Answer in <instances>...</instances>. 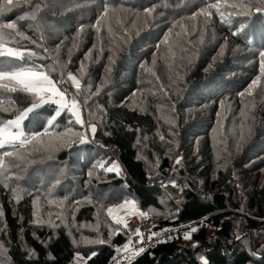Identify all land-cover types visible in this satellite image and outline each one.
Here are the masks:
<instances>
[{"label": "trees", "instance_id": "16d2710c", "mask_svg": "<svg viewBox=\"0 0 264 264\" xmlns=\"http://www.w3.org/2000/svg\"><path fill=\"white\" fill-rule=\"evenodd\" d=\"M107 2L110 10L97 24L105 0H42L41 8H50L41 27L21 21L28 39L6 44L37 53V68L55 79L63 75L75 94L67 74L76 76L82 103L101 91L84 107L83 128L66 110L57 115L60 106L53 104L43 106L31 129L42 131L55 117V136L72 120V131L86 133L87 143L68 134L53 153L36 151L43 146L35 142L0 149L21 157L9 169L13 179L0 176V264H110L130 234L107 211L128 198L147 211L154 231L183 234L121 264H264V79L251 95H239L259 75L264 13L231 15L236 10L225 6L224 22L215 9L211 20L193 18L209 0ZM147 8H155L151 16ZM33 10L21 0L3 22ZM17 95L0 89V121L14 118ZM89 123L97 126L94 137ZM101 162L118 164L121 175L105 172ZM158 179L175 184L181 199L172 202L152 186ZM205 218L221 226L214 238L199 227Z\"/></svg>", "mask_w": 264, "mask_h": 264}, {"label": "snow or ice", "instance_id": "6c2138e0", "mask_svg": "<svg viewBox=\"0 0 264 264\" xmlns=\"http://www.w3.org/2000/svg\"><path fill=\"white\" fill-rule=\"evenodd\" d=\"M42 0H24V3L30 5L34 8L33 11L26 12L24 15H20L18 20L12 22H3V18L6 14L13 12L14 9H18L21 7V0H0V58H8L3 64H0V81H6L7 83H0V89L3 90L4 93H15L18 94L14 101L12 102V107L15 108L16 105H19V108L16 109V114H14V118L8 119L6 122L0 121V149L11 148L18 149L24 148L26 145L32 144L33 142L37 144H41L42 149H35L36 151L44 150L49 153H53L59 150V147L63 146V143H57V141H63L64 137L68 134L72 136L78 137V141L80 144L87 143L89 141V137L84 132H73L72 124L73 121L69 120L66 125L65 132H58L53 136L51 129L55 127L54 121L55 117L46 120L47 126L43 127L42 131H32V126L36 125L38 121L41 120V113L45 111L43 106L45 105H59V109H56L57 115L64 112L65 110L72 117H74V123L80 125L82 128L85 126V121L82 119L80 114L81 105L78 103L77 97L81 95L80 92V81L76 76L71 73L67 74V80L71 81L73 86L78 90L74 95L68 91L67 88L61 89V86L65 83L63 75L59 79L53 78L50 74H45L44 71H41L37 68L36 61L33 59L37 56L35 52H25L19 50L14 47H7V42L11 40H15V37L19 36L23 39H28L27 36L24 35V32L21 29L24 28L23 24H20L21 21H32L36 22L35 27L39 29L41 27L40 21L43 19V15L46 10H49L50 5L45 4L44 8H41ZM72 2H76V0H72ZM227 6L236 11H234L231 15L238 16H251L254 13H264V0H234L232 3H227L226 5H222L219 0L217 2L212 3L207 2L206 6L201 8L200 11L194 14L203 15L211 20L212 11L211 9H215L216 13L220 15L222 21L228 22V18L225 17L223 8ZM110 10L107 0H105V8L101 13V17L98 18L97 24L100 23V19L103 18L104 15ZM116 11L117 9H111ZM254 10V12H253ZM145 13L149 16L153 14L155 8H147L144 10ZM33 27L32 24H28V28L31 29ZM175 27V24L173 25ZM183 27V25H181ZM245 26L241 24V30H243ZM10 30V31H8ZM83 29H81L82 31ZM99 30V29H97ZM171 33V29L169 33L165 35L163 44L168 43V36ZM187 34V32H185ZM237 31H233V35H238ZM8 38L6 40L5 38ZM19 43V41H16ZM201 42H203V36H201ZM39 47V45H38ZM159 47V45H158ZM224 48L222 47L220 50V54L223 55ZM89 56H86L85 59H89ZM259 75H257L248 87L244 90V92L239 93L241 97L245 95H251L253 90L261 84L262 79H264V51L259 53ZM43 59V57H41ZM63 67V66H61ZM211 68V65H209ZM54 70V69H53ZM81 74L84 72V65H81ZM101 89L98 88L94 93L88 95L84 98L83 107L87 108L88 101L92 99L93 95H99ZM19 94H25L21 98ZM66 97H68L66 99ZM3 111H11V109H3ZM47 111L51 112L52 109H47ZM28 122L29 131L26 133L25 131V122ZM88 128L90 132L93 134V137L97 131V126L95 124H88ZM43 137H49L47 142L43 141ZM163 139V137H161ZM5 158H14L13 160H9L7 164H5ZM15 158H21L18 155L17 151H4L2 155H0V176L7 182L10 179H13V176L9 174V169L12 167H18L15 163ZM181 159L177 158L175 161L176 164H180ZM99 168L103 169L107 173L115 172L117 175H121V170L119 165L113 163L109 167H105V163L101 162ZM93 175L92 172L89 173L91 177ZM60 184V180L56 179L55 184L52 185L55 188L56 185ZM175 187V184H173ZM90 202V201H89ZM62 203V202H61ZM79 203V202H77ZM126 203L131 205L132 207H136L135 201L126 200ZM124 204H121L120 207L124 208ZM109 215H112L113 209L108 208ZM140 215L142 218H146L148 213L141 211ZM113 219L117 224L123 223V219L113 216ZM207 218H205L206 222ZM126 227V225H125ZM197 228H192L191 232L197 231ZM118 231V230H117ZM169 231V230H164ZM191 232L185 235V239L191 238ZM116 233L113 232L112 235ZM161 233L152 232L151 235L148 236V241H152L153 237H159ZM131 235H139L141 236V243H143V233L140 229H137L135 233H131ZM239 239V237H237ZM100 243H104V241H99ZM157 242H159L157 240ZM133 242L131 239L128 240L127 243L123 245V249L117 248L116 251L120 252L122 250L126 251L129 249L130 245ZM196 247V245H194ZM2 248V246H0ZM145 251V248L141 247L137 251L131 253V256H138ZM30 256L32 253L29 254ZM92 255H96L95 252ZM91 257H89L90 259ZM131 259V257H129ZM115 264H119L117 260ZM207 264V261L204 262Z\"/></svg>", "mask_w": 264, "mask_h": 264}, {"label": "built area", "instance_id": "2783aa9c", "mask_svg": "<svg viewBox=\"0 0 264 264\" xmlns=\"http://www.w3.org/2000/svg\"><path fill=\"white\" fill-rule=\"evenodd\" d=\"M64 88H67L68 91L72 94L75 95V93L72 91V89L66 84V82L63 84ZM68 97H66L67 99ZM77 100L79 101V104L81 105L83 109V116H84V107L83 104L81 103L80 99L77 97ZM109 152L117 156L118 151L115 148H110ZM173 164V162H172ZM152 186H158L163 189V191L167 194L168 198L172 202H177L181 199V194L177 190V187H174L173 185H170L166 182L165 179H158L156 181H153ZM128 200H133L132 198H128ZM126 200H124L121 203H117L112 205L110 208L113 209L112 215H109L108 211V216L112 221H115L113 219V216L119 217L123 219V223L121 225L127 230V232L130 234V239L132 240L133 244L130 245L129 249L120 252H116L115 255L111 258L110 264H115V262L118 260L119 264L126 259L129 255H131L132 252L137 251L139 248L143 247L147 249L148 247L155 245L157 240L159 242L161 241H166V242H171L173 241L176 237L180 236L183 234V231L181 229L177 228H170L166 229L169 231H154L152 229V222L150 221V218H142L140 215L141 211L147 212L144 209L140 208V206L137 204V201L135 200L136 207H132L131 205H127V208H121V204H125ZM126 225V227H125ZM199 227L204 230V233L206 236H210L212 238L215 237L216 232L220 231L221 226L219 225H214L209 222H203L201 221L199 223ZM137 229H140V231L144 234L143 235V243H141V236L139 235H131V233H135ZM152 232H159L161 233L159 237H153L152 241H148V236L151 235ZM123 249V248H120Z\"/></svg>", "mask_w": 264, "mask_h": 264}, {"label": "rangeland", "instance_id": "374dc122", "mask_svg": "<svg viewBox=\"0 0 264 264\" xmlns=\"http://www.w3.org/2000/svg\"><path fill=\"white\" fill-rule=\"evenodd\" d=\"M81 101V100H80ZM78 103H79V101H78ZM81 103H82V101H81ZM83 104V103H82ZM80 114H81V117L83 116V109H82V107L80 108ZM109 150V149H108Z\"/></svg>", "mask_w": 264, "mask_h": 264}, {"label": "bare ground", "instance_id": "6f19581e", "mask_svg": "<svg viewBox=\"0 0 264 264\" xmlns=\"http://www.w3.org/2000/svg\"><path fill=\"white\" fill-rule=\"evenodd\" d=\"M124 205H125L124 208H127V205H129V204L125 203Z\"/></svg>", "mask_w": 264, "mask_h": 264}, {"label": "clouds", "instance_id": "9594fccd", "mask_svg": "<svg viewBox=\"0 0 264 264\" xmlns=\"http://www.w3.org/2000/svg\"><path fill=\"white\" fill-rule=\"evenodd\" d=\"M132 199H134V198H132ZM128 200V199H127ZM134 201H135V199H134ZM123 202V201H122ZM119 203H121V202H119ZM117 204V203H116ZM107 215H108V213H107ZM109 217V216H108Z\"/></svg>", "mask_w": 264, "mask_h": 264}]
</instances>
